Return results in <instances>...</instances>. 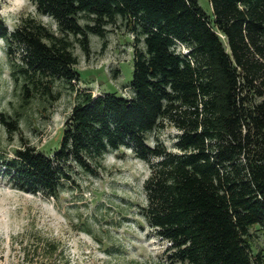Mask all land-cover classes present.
<instances>
[{
	"label": "trees",
	"instance_id": "16d2710c",
	"mask_svg": "<svg viewBox=\"0 0 264 264\" xmlns=\"http://www.w3.org/2000/svg\"><path fill=\"white\" fill-rule=\"evenodd\" d=\"M29 2L59 36L31 16L12 31L0 18L12 67L73 91L74 43L88 55L89 35L120 22L133 37L131 96L76 90L58 147L16 150L3 174L57 199L78 171L96 176L107 155L128 150L149 166L140 215L168 264H264V0H209L211 16L197 0ZM164 126L178 132L174 151L147 141Z\"/></svg>",
	"mask_w": 264,
	"mask_h": 264
},
{
	"label": "rangeland",
	"instance_id": "374dc122",
	"mask_svg": "<svg viewBox=\"0 0 264 264\" xmlns=\"http://www.w3.org/2000/svg\"><path fill=\"white\" fill-rule=\"evenodd\" d=\"M197 1L211 16L209 0ZM25 16L59 36L55 24L38 15L29 0H0V18L9 31ZM132 39L118 22L106 27L104 38L89 35L88 55L74 43L79 80L73 91L58 80L49 84L24 76L10 65L0 39V118L13 127L8 130L0 119V161L27 147L44 154L57 148L76 90L130 97ZM177 134L164 126L148 135L147 141L151 146L157 140L174 151ZM102 165L96 176L78 171L75 182L66 185L57 199L19 190L1 169L0 264H168L167 244L140 215L146 205L143 183L149 166L128 150L107 155ZM250 232L256 253L263 239L257 227Z\"/></svg>",
	"mask_w": 264,
	"mask_h": 264
}]
</instances>
